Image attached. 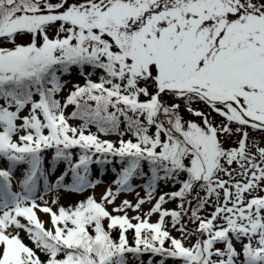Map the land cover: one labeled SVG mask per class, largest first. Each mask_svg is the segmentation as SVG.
<instances>
[{"label":"snow or ice","instance_id":"6c2138e0","mask_svg":"<svg viewBox=\"0 0 264 264\" xmlns=\"http://www.w3.org/2000/svg\"><path fill=\"white\" fill-rule=\"evenodd\" d=\"M0 264H264V0H0Z\"/></svg>","mask_w":264,"mask_h":264},{"label":"rangeland","instance_id":"374dc122","mask_svg":"<svg viewBox=\"0 0 264 264\" xmlns=\"http://www.w3.org/2000/svg\"><path fill=\"white\" fill-rule=\"evenodd\" d=\"M108 180H109V177H108V176H105V178H104V184H103V185H98V186L94 189L95 194L97 195V197H98V196L100 195V193L102 192L103 187L107 185ZM88 191L91 192L92 190H88ZM137 191L140 192V195H143V191H141V189H137ZM120 198H121V199L127 198V199H130V200H134L135 197H134L133 194H122ZM165 206H166V207H170L171 205H170V204H167V205H165ZM147 207H148L147 204L144 205V208H145V209H146ZM129 215H132V213L130 212ZM44 219H45V217H44ZM22 235H23V233H22Z\"/></svg>","mask_w":264,"mask_h":264},{"label":"trees","instance_id":"16d2710c","mask_svg":"<svg viewBox=\"0 0 264 264\" xmlns=\"http://www.w3.org/2000/svg\"><path fill=\"white\" fill-rule=\"evenodd\" d=\"M66 201H72V202H73V200H72L70 197L66 198L65 202H66ZM64 204H65V203H64Z\"/></svg>","mask_w":264,"mask_h":264}]
</instances>
